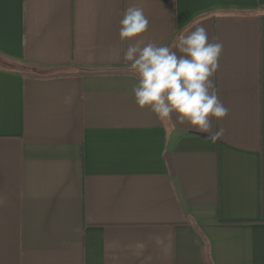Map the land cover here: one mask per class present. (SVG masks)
<instances>
[{"label":"crops","instance_id":"0c3cea01","mask_svg":"<svg viewBox=\"0 0 264 264\" xmlns=\"http://www.w3.org/2000/svg\"><path fill=\"white\" fill-rule=\"evenodd\" d=\"M133 6L223 44L215 143L135 104ZM0 264H264V0H0Z\"/></svg>","mask_w":264,"mask_h":264},{"label":"clouds","instance_id":"9594fccd","mask_svg":"<svg viewBox=\"0 0 264 264\" xmlns=\"http://www.w3.org/2000/svg\"><path fill=\"white\" fill-rule=\"evenodd\" d=\"M120 43L128 44L123 53V71L132 74V93L137 107L147 108L160 121L172 120L195 133H208L215 143L224 134L212 132V121L219 123L228 114L219 98L212 77L219 68L223 44L209 40L203 25L181 33L173 45L143 44L133 38L145 33L149 20L140 7H129L119 22Z\"/></svg>","mask_w":264,"mask_h":264}]
</instances>
